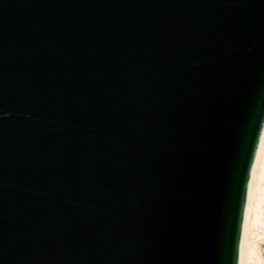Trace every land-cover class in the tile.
I'll return each instance as SVG.
<instances>
[{
  "label": "water",
  "instance_id": "water-1",
  "mask_svg": "<svg viewBox=\"0 0 264 264\" xmlns=\"http://www.w3.org/2000/svg\"><path fill=\"white\" fill-rule=\"evenodd\" d=\"M264 126V0H0V264H238Z\"/></svg>",
  "mask_w": 264,
  "mask_h": 264
},
{
  "label": "bare ground",
  "instance_id": "bare-ground-1",
  "mask_svg": "<svg viewBox=\"0 0 264 264\" xmlns=\"http://www.w3.org/2000/svg\"><path fill=\"white\" fill-rule=\"evenodd\" d=\"M260 242H264V126L248 185L238 264H263Z\"/></svg>",
  "mask_w": 264,
  "mask_h": 264
},
{
  "label": "rangeland",
  "instance_id": "rangeland-1",
  "mask_svg": "<svg viewBox=\"0 0 264 264\" xmlns=\"http://www.w3.org/2000/svg\"><path fill=\"white\" fill-rule=\"evenodd\" d=\"M259 247L261 248L260 252H261V256H262V260H263V264H264V242H260Z\"/></svg>",
  "mask_w": 264,
  "mask_h": 264
}]
</instances>
